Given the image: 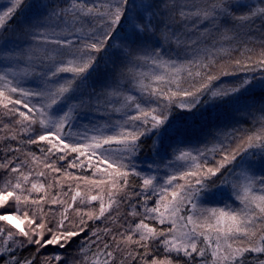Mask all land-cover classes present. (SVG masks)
<instances>
[{"label": "snow or ice", "instance_id": "1", "mask_svg": "<svg viewBox=\"0 0 264 264\" xmlns=\"http://www.w3.org/2000/svg\"><path fill=\"white\" fill-rule=\"evenodd\" d=\"M0 153V264H264V0H10Z\"/></svg>", "mask_w": 264, "mask_h": 264}, {"label": "trees", "instance_id": "2", "mask_svg": "<svg viewBox=\"0 0 264 264\" xmlns=\"http://www.w3.org/2000/svg\"><path fill=\"white\" fill-rule=\"evenodd\" d=\"M27 2L29 4H33V3H35V0H27ZM9 3H10V0H0V9H4L6 6L9 5ZM33 10L34 9H32V8H26L23 12L18 13L16 15V17L12 21L9 22L10 26L11 27H18L20 24L23 23V21L29 15H31ZM257 27H259V25H257ZM9 35H11V33L9 31L4 32V36H9ZM255 35L259 36V32H256ZM214 116H215V113L214 112H210L209 114L206 115V118H212ZM32 150L38 152V149L35 146H33ZM0 155H2V153H0ZM143 158H145V159L150 158V154L147 152V150H145ZM0 176H2V173H0ZM210 206H214V205H210ZM218 206H220V205H218ZM220 207H222V206H220ZM48 251H53V249H48Z\"/></svg>", "mask_w": 264, "mask_h": 264}, {"label": "rangeland", "instance_id": "3", "mask_svg": "<svg viewBox=\"0 0 264 264\" xmlns=\"http://www.w3.org/2000/svg\"><path fill=\"white\" fill-rule=\"evenodd\" d=\"M214 206H218V205H214ZM220 206H223V204H220Z\"/></svg>", "mask_w": 264, "mask_h": 264}]
</instances>
